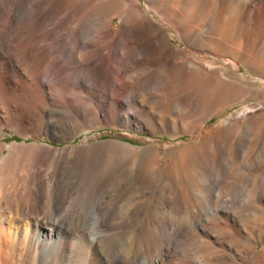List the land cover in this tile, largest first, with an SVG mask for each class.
<instances>
[{
    "label": "bare ground",
    "instance_id": "obj_1",
    "mask_svg": "<svg viewBox=\"0 0 264 264\" xmlns=\"http://www.w3.org/2000/svg\"><path fill=\"white\" fill-rule=\"evenodd\" d=\"M119 3L122 6L120 15L125 14L126 19L118 31V36L111 41L113 17L107 15L108 9L109 5L112 7L113 4ZM255 3L256 0L250 7L251 10L257 8ZM143 11L145 9L140 0H0V47L5 49L2 51L3 55L9 53L10 61L0 64V70L5 68L8 70L10 67L17 70L24 69L32 80L33 88L39 94L35 103H29L30 105L27 106L26 101H20L19 96L16 97L11 92L16 80L6 76L0 79L3 82L1 90L4 92L3 99H0V125L21 124L28 120L34 122L38 130H50L56 136L64 137L66 132L74 134L85 116L89 114L92 118H96L93 106L96 102L94 93L105 88L103 89L104 94H107L105 100L114 98L119 89L115 85L123 83L134 72L131 71V66L126 67L127 64L132 63L133 66L135 61L148 53L158 54L162 59L166 58L167 61L164 60L166 64L152 70L142 66L139 71L146 76V81L142 82V88H135L137 91L130 92L134 96V92H142L144 86L147 90L151 89V84H146L147 81L155 82L152 90L160 89L162 81L157 79L161 78L169 66L178 60L183 63L184 61L181 56L176 55L177 51L167 42L165 30L158 24L152 23ZM25 42L31 44L33 42V45L36 43L37 47L35 45L34 47L37 49H34L37 66L20 65L17 59L19 53H15L19 51L20 45L26 47ZM104 45L106 47H103ZM90 48L93 49L89 50ZM182 55L184 56V53ZM136 75L140 76L138 73ZM125 92L124 89L123 98H126ZM178 106L180 104L176 101L173 92L169 93L166 98H162L163 108L157 112L153 120L157 121L160 127H166L168 130L183 129L186 126V118L193 113L194 105L188 102L183 111L179 110ZM131 114L133 113H128L126 117ZM225 134L228 133L225 131L218 133L220 137ZM201 147L200 143H195L189 151L195 154L201 150ZM2 150L0 143V152ZM138 150L130 143L122 145L118 141L101 140L87 146H76L72 156L69 157L68 146L59 148L46 144H13L7 156L0 157V208L3 211L7 209V211H20L22 215L27 213L29 204L27 200L23 201L22 195L30 192L33 196L31 207L36 209L35 214L40 216L38 222L45 230L41 233L45 238L39 239L54 241L59 245L65 240L75 238L74 243L77 242L78 247L82 246L85 251L86 264H101V262L124 264L123 261H117V257L120 258L119 254L136 264H168L173 251L170 243L167 242L168 236L167 238L164 236L165 239L162 237L168 222L161 213L164 209L163 204H170L173 207L175 204L177 207L175 209L182 213L185 226L191 227L189 230L192 236H189L194 239L196 237L199 243L201 241L197 246L198 252L196 250L198 254H185L186 260L182 264H199L198 257L205 258L208 250L216 252L214 249L217 248V251L223 255L222 260L229 261V264H232L230 262L235 256L244 258L248 255L249 257L241 264H264L262 208L255 207L249 213V216L254 218L256 214H261L260 220L257 215V221L253 219L251 224L240 222L238 212L220 204L227 201L223 198L222 191L215 186L208 187L206 182L208 175L205 177V173L197 168L194 174H185L188 177L184 189L174 187V195H172L175 198L171 196L163 198V188L168 183L171 184L167 185L169 187L175 183L154 172L153 168L148 170L144 166L137 165L134 158L131 161V156L137 154ZM210 151L216 154L215 150ZM109 152L113 158L109 169L100 167L104 171H98L96 162L100 158L104 159L102 157H106ZM237 152L238 149L234 148L233 154ZM88 159H91L92 163L89 162L91 164L84 162ZM104 160H107V162L103 161L104 164L110 163L108 159ZM43 161L48 164L47 167H43ZM100 161L102 164V160ZM21 162L31 164L30 167L28 163L26 164L29 168L27 166L24 168L22 165L26 172L22 170L21 172L29 173V177L25 174L24 177L27 176V179L19 183L18 168ZM108 164L103 166L108 167ZM195 186L198 187L197 191ZM13 195L18 197L17 202L23 201V203L15 205L16 198H11ZM191 195H195V198H191ZM249 196L255 200L264 196V192H254ZM204 205H209V210L212 212L207 222L203 221L202 208H199ZM109 207L113 208L112 213L107 211ZM16 221L20 222V220ZM229 222L233 225L234 231L244 235L249 242H239L236 234L233 236L238 241L233 242L231 233L229 236L232 239L228 242L227 253L224 247L214 248L213 243L217 241L216 244L224 245V235L221 238L219 231L227 229L221 223L227 225ZM169 225L174 226L170 221ZM178 228L175 230L180 232ZM8 229H13L10 235L16 240L10 247V253L21 251V255L25 254L27 236L30 233L28 222L10 223ZM212 234L215 236V241H210L213 238ZM18 236L21 239L17 241ZM106 242L111 243L113 252L104 251L103 244L106 245ZM259 242L263 244L260 249L257 247ZM47 246L46 244L43 248ZM14 263H16L14 260L10 261V264Z\"/></svg>",
    "mask_w": 264,
    "mask_h": 264
},
{
    "label": "rangeland",
    "instance_id": "obj_2",
    "mask_svg": "<svg viewBox=\"0 0 264 264\" xmlns=\"http://www.w3.org/2000/svg\"><path fill=\"white\" fill-rule=\"evenodd\" d=\"M140 1L145 9L143 13L152 23L158 24L165 30L167 42L177 51L176 55L181 56L184 63L178 60L164 71L161 78L157 79L162 81V86L157 91L152 90L155 82L147 81L146 84H151V89L147 90L144 86L143 91L134 92V96L130 91L142 88V82L146 81V76H143L139 71L140 68L146 66L148 70H152L165 65L167 59H162L158 54L148 53L143 58L141 57V59L135 61L133 66L132 63L131 65L127 64L126 67L130 68L131 66V71H134L128 77L129 79L126 78L123 83L116 84L115 86L119 89L115 97L109 98L107 101L105 100L107 94L103 92L105 88L96 91L94 93L96 102L93 105L96 118H92L89 114L85 116L81 120L79 129L74 134L66 132L64 137H61L56 136L50 130L41 129V131L39 129V131L37 125L28 120L21 124L0 125V143L3 149L0 152V157L7 156L13 144L17 143L46 144L59 148L68 146L69 157L72 156L76 146H87L101 140L118 141L122 145L130 143L139 149L137 154L134 153L131 156V161L134 158L135 160H133L137 165L144 166L148 170L153 168L154 172L175 183L171 187H169L171 184L168 183L169 186L166 185L163 188V198L165 196L175 198L173 196L174 187L178 186L184 189V185L187 186L186 178L191 173L194 174L197 168L203 174L205 173L204 176L208 175V178H205L208 187L215 186L216 189L222 191L223 198H226L227 201L220 204H224L231 210L238 212L240 222L251 224L253 219L257 221V215L258 220H260L261 214H256L254 218L249 216V213L255 207L264 210V196L252 200L249 195L254 192H264V144H262L264 143V1L256 0V11L250 8L255 0ZM108 11L107 15L113 17L111 24L113 39L111 41H114L118 36L120 27L124 25L126 17L125 14L120 15L122 11L120 3L113 4L112 7L109 5ZM29 43L25 44L26 47L24 48L20 45L19 51L15 53H19L17 59L22 67H24V64L25 66L38 65L35 57L36 43L34 44L36 47H34L33 42L32 44ZM5 46H7V43ZM103 47H106V45ZM91 49L93 48L89 50ZM3 50L5 49L0 47V64L10 62L9 53L3 55ZM181 52L184 53V56ZM10 68L0 70V79L6 76L13 78L14 81L16 80V85L14 84L11 92L14 96H19L20 101H26L27 106L29 103L34 104L36 96H39V94L33 88L30 76L24 69ZM137 73L140 75L139 77L136 75ZM1 85H3L2 80H0V99H3L4 92L1 90ZM124 89L128 92V94L125 92L124 96L126 98H123ZM172 92L176 101L180 104L178 106L179 110L183 111L188 102L194 105L192 115L187 112L190 116L185 120L187 121L186 126L176 131L168 130L166 127L162 128L157 121L153 120L157 112L163 108L162 98H166ZM6 97L10 98L9 96ZM128 113L133 114L126 117ZM221 131H225L231 136L225 134L220 137L218 133ZM195 143L201 144V150L206 149L205 151L202 150L203 154L201 150L195 154L189 151ZM210 148L215 150L216 154H212ZM234 148L238 149L236 154H233ZM182 150H184L183 153ZM180 151L181 153H179ZM109 153L106 157H102L108 159L109 164H104L103 161L107 162V160L101 158H97L99 160L95 161L97 168L99 167L98 171H102L104 168L109 169L113 159L111 152ZM100 160H102V164ZM84 162L92 163L91 159L84 160ZM27 163L24 162L23 164L21 162L19 164V183L27 179V176L24 177L25 174L29 177V173H22L26 172L25 166L30 167L29 164L31 163ZM107 164L108 167H104ZM42 165L43 167L48 166L45 161L42 162ZM175 165L178 167L175 168ZM28 166L27 168H29ZM189 168H192L193 171ZM186 173L188 175H185ZM196 187L195 190L197 191L198 187ZM194 196L191 195V198ZM22 197L25 200L21 199L23 201L27 200L26 202L29 204V208L26 210L27 213L25 212L22 215L20 211H7L8 209L3 211L0 208V264H10V261L13 260L16 262L14 264H86L85 251L82 246L78 247L77 242L74 243L75 238L64 239L65 241L63 240L64 242L59 245H56L54 241L40 240L45 238V235H41L45 230L38 222L39 215L34 212L36 209L31 207L33 196L28 192ZM11 198H16L15 205L23 203V201L17 202L18 197H14V195ZM173 205L176 207L175 204ZM163 206L164 209L161 214L167 220L168 226L164 229L162 237L167 238L168 236V240H166L170 243L173 251L171 261L168 264H182L188 254L198 252L197 246L201 241L199 243L196 237L194 239L189 236L191 235V227L185 226L182 213H179L180 210H176L170 204H163ZM199 208H202L203 221L207 222L208 217L212 215L209 205L199 206ZM107 211L112 213L113 208L109 207ZM16 220L26 221L29 224L30 233L27 236L26 253L22 255L21 251L10 253V247L16 240L10 235L13 229L9 230L8 228L10 223H20ZM169 221L173 222L175 228L169 225ZM221 224L228 229L227 231L219 225L224 228L223 231L219 232L221 238L224 235L225 242L224 245L216 244L217 241H215V236L212 234L213 238L211 237L210 241H215L213 244L216 247L213 245L214 248L224 247L223 249L228 253V242H230L233 235H237L239 242H249V239L244 235L234 231V227L230 222L227 225ZM179 226L180 228H178ZM176 228L180 229V232L179 230L176 231ZM169 230L170 232H167ZM225 234H228L227 236L231 234L230 239ZM234 236L233 242L238 241L236 237L234 239ZM16 239L18 241L21 237L18 236ZM108 243L103 244V248H106H104V251L113 252L111 243ZM46 244L48 246L43 248ZM262 246V243H257L259 249ZM53 247L55 248L53 249ZM217 249H214L216 252L206 251L207 255L211 252L208 256L206 255L207 258L206 256L205 258L198 257L199 264H229L228 260V262L222 260L223 255ZM119 256L120 258L117 257L118 262L136 264L130 259H125L121 254ZM248 257L249 255L244 258L235 256L230 263L241 264ZM101 264L106 263L101 262Z\"/></svg>",
    "mask_w": 264,
    "mask_h": 264
}]
</instances>
